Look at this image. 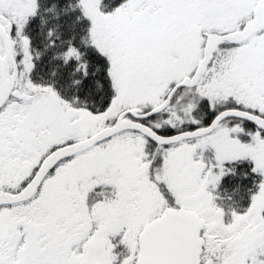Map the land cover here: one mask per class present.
Segmentation results:
<instances>
[{"label":"snow or ice","instance_id":"6c2138e0","mask_svg":"<svg viewBox=\"0 0 264 264\" xmlns=\"http://www.w3.org/2000/svg\"><path fill=\"white\" fill-rule=\"evenodd\" d=\"M0 264H264V0H0Z\"/></svg>","mask_w":264,"mask_h":264}]
</instances>
